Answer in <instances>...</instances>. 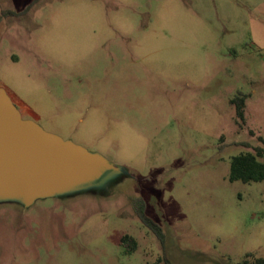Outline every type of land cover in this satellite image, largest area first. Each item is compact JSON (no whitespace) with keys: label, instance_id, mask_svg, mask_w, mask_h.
Masks as SVG:
<instances>
[{"label":"rangeland","instance_id":"1","mask_svg":"<svg viewBox=\"0 0 264 264\" xmlns=\"http://www.w3.org/2000/svg\"><path fill=\"white\" fill-rule=\"evenodd\" d=\"M1 10L0 87L22 118L116 170L28 205L0 200V264L264 259V181L228 180L234 156L264 148V0H0Z\"/></svg>","mask_w":264,"mask_h":264},{"label":"water","instance_id":"2","mask_svg":"<svg viewBox=\"0 0 264 264\" xmlns=\"http://www.w3.org/2000/svg\"><path fill=\"white\" fill-rule=\"evenodd\" d=\"M115 170L101 155L23 119L7 90L0 87V200L28 205Z\"/></svg>","mask_w":264,"mask_h":264},{"label":"trees","instance_id":"3","mask_svg":"<svg viewBox=\"0 0 264 264\" xmlns=\"http://www.w3.org/2000/svg\"><path fill=\"white\" fill-rule=\"evenodd\" d=\"M6 14L8 13H1L2 16H5ZM231 104L235 107L236 117L243 120V97H236L232 99ZM260 141L264 145V139H260ZM263 156L264 148L260 146L255 147L254 152H243L237 156H234L230 161L228 180L230 182L239 181L242 183L264 181ZM132 203L139 220L154 233V235L159 239L160 243L164 246L165 234L163 233L161 226L146 215V206L144 202H141L140 200H133ZM120 244L125 248L126 253L134 251L137 246L134 238L128 235H125L121 238ZM162 263L173 264L166 257L162 259ZM240 264H264V259L255 257L253 253H248L243 257Z\"/></svg>","mask_w":264,"mask_h":264},{"label":"crops","instance_id":"4","mask_svg":"<svg viewBox=\"0 0 264 264\" xmlns=\"http://www.w3.org/2000/svg\"><path fill=\"white\" fill-rule=\"evenodd\" d=\"M2 12H3V10L0 11V15H1ZM20 111L26 113L27 112V108L26 107H22V108H20Z\"/></svg>","mask_w":264,"mask_h":264}]
</instances>
